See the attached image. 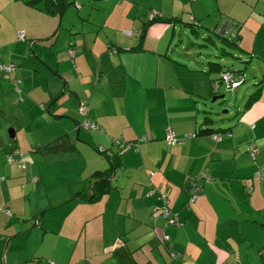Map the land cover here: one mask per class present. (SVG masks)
I'll return each mask as SVG.
<instances>
[{
  "label": "crops",
  "instance_id": "obj_1",
  "mask_svg": "<svg viewBox=\"0 0 264 264\" xmlns=\"http://www.w3.org/2000/svg\"><path fill=\"white\" fill-rule=\"evenodd\" d=\"M70 1L60 13H48L42 0H0V61L13 62L8 71L0 68V264H123L131 258L138 264H233L235 257L238 264H264V175L252 174L264 165V70L259 69L258 81H251L253 86L262 82L257 97L220 126L229 134L216 132L215 139L199 128H217L205 121L215 113L206 100L219 94L218 85L210 84L217 70L206 62L217 61L216 54L206 59L198 50L196 63L190 54L172 56L163 42L165 31L158 36L152 23L159 20L149 22L139 40L137 32L147 17L138 10L139 0H106L100 21H93L83 4L90 0ZM92 1L100 8L102 0ZM169 1L168 17H192L198 26H213L222 11L233 17L225 6L205 10L206 0H182L183 18ZM232 1L242 8L240 15L257 5V27H263L264 2ZM70 4L75 16L66 14ZM72 18L86 23L69 24ZM166 21L171 26L179 22ZM191 31L200 34L198 27ZM240 39L239 29L238 45ZM263 45L259 42L258 55ZM253 48L244 52L252 55ZM45 65L54 70L53 86L47 89L38 79L41 68L47 72ZM12 79L18 80L17 91ZM38 86L42 89L36 94ZM32 94L41 101L40 109L15 120L24 131L45 133L38 141L44 146L29 151L6 115H26ZM81 98L87 101L86 116L98 128L79 125ZM167 128L174 137L186 136L167 144ZM139 135L145 139L137 141ZM115 138L138 143L119 153ZM48 142L58 148H46ZM9 145L26 153L22 166L16 157L7 159ZM98 146L111 156L100 154ZM250 148L256 150L253 158ZM108 167L110 188L95 200L79 196L78 191L90 189L87 176ZM198 173L210 180L199 179L190 201L188 186ZM150 189L166 193L177 225L165 224L161 202L148 194ZM252 231L260 236L257 243Z\"/></svg>",
  "mask_w": 264,
  "mask_h": 264
},
{
  "label": "rangeland",
  "instance_id": "obj_2",
  "mask_svg": "<svg viewBox=\"0 0 264 264\" xmlns=\"http://www.w3.org/2000/svg\"><path fill=\"white\" fill-rule=\"evenodd\" d=\"M92 0H90L91 2ZM138 1V0H137ZM182 0H173L174 4H173V9L174 11L176 10L177 12H179L180 16H182L184 18V14L182 13V11H180L179 9V4L178 2H181ZM195 1V0H192ZM243 2L244 0H238ZM257 1V0H255ZM262 2H264L263 0H261ZM89 3H86L84 1V6L85 8H88V10L90 11L91 14V19L93 21H100L102 16L104 15V8L106 7V4L108 3V1L106 0H102V2H98L100 4V8H95L96 4L94 3L92 6ZM93 2V1H92ZM139 12H141V9L144 11L145 15L148 13L147 12H153V13H159V14H165L164 16L168 17L171 11V6H169L171 4V2L169 0H139ZM120 4V3H119ZM141 4V5H140ZM255 4V3H254ZM220 7H226L228 8V11L233 12L232 16L237 17V18H243V20H241V26L239 27L240 32L242 33V39H240L239 41V47L236 45H231L228 44L224 41H222L219 37H217L216 35H211L213 40L216 43V48H214L211 43L206 42L203 38L201 33L209 31L207 28H210V26L208 27L207 25H203V23H201L198 26V29L200 30V34L199 35H195L194 32H192L190 30V28L188 27V25L182 24V22H176L174 23L173 26V32L171 34V37L169 36L168 32H170V29L168 27V24H170V21H166V20H159V21H154L152 22L155 25V28L157 29L158 32V36L165 31V36L163 39V42L166 44V46H168V52L176 57V58H183V57H188L189 58V54L191 55V63H196V59L195 56L193 54H195L198 50H200L201 56L205 57L206 59H214L215 56L214 54L217 55V58L215 60L218 61L219 58H221V63L222 64H227L229 65L231 68H233L234 70H236L237 68L242 69V76H243V81L234 89H229L226 88L224 86V84L221 82H218L217 80V73L216 71H212L211 74L215 77V85H218L219 88V93H223V96L221 97H216L213 100H211V97H209V99L206 100V103H209L214 109L215 113L214 114H210L212 117L211 120V124L212 126H223L226 122L230 121L232 118H235L237 113L242 109L243 107V103L244 100L246 99L247 94L252 91L254 89V86L251 85V81L253 78H255V81H258L259 77H260V71L259 69L262 68L264 70V59L262 58V55H264V45L263 48L261 50V54L258 55V51H259V42H264V19H263V27H257L259 20L257 19L256 16L258 15L257 11H259V9H254L259 8L257 5H254L253 7H248L247 8V13L245 15H240L239 12H243L242 8H237L233 5V1L232 0H206L204 1V9H214L217 6ZM121 6V4H120ZM74 6H72V4H70L67 9H66V14H71L73 11ZM160 8V9H157ZM250 9V10H249ZM254 9V10H253ZM249 10V11H248ZM253 10V12H251ZM169 12V13H166ZM221 16H230L228 15L227 11H222L220 12ZM74 15V13H72ZM75 16V15H74ZM85 16V15H84ZM79 21L82 24H85L86 21L85 20H81V19H75L72 18V20L69 21V24H79ZM67 22V21H66ZM71 22V23H70ZM67 24V23H66ZM87 26V25H85ZM170 24V27H172ZM256 29H258V33H255ZM62 33H64V30H62ZM152 34L151 32H149V35ZM205 42V43H204ZM254 45V50H253V54L250 55L249 52H244V50H250L251 46ZM222 48L225 52H221ZM243 50V51H242ZM114 52V51H113ZM195 52V53H194ZM210 52L212 54H210ZM257 52V53H256ZM248 59V60H247ZM45 67L47 68V72H45L43 70V68H41V75L38 77L41 86L44 89H47V87L53 86L52 84V79L51 77L54 75V70L47 67L45 65ZM49 76V80L46 81L45 77ZM56 76V74H55ZM36 80V78H35ZM37 90H34V92H36V94L42 89L39 86L37 87ZM40 88V89H39ZM46 91V90H45ZM58 91V86L56 87V93ZM47 92V91H46ZM55 93V94H56ZM214 95V94H213ZM33 98L28 99L26 101V105L30 104V109L27 108V114L23 115L22 113H20V115L17 117L16 113H11V114H7L6 117L7 119L10 121L8 123V125L10 126H16L17 129H15V134L17 132L18 136L22 137V140L24 141V143L26 144V148H30L32 146L35 147L38 144L39 138L42 137L43 134H45L43 132V134L40 132V128H31L29 130V128H27L26 130L28 131H24L22 125L20 127L19 123L17 122V124L15 123V120H26L27 116L30 115V112L32 109H34L35 107L37 109H40L41 107V101L37 100L35 98V95L32 94ZM16 100H17V104L22 102V97L20 98L18 95H16ZM209 101V102H207ZM199 102H201V99H199L197 101V104H199ZM56 104L58 107H60L61 105L64 104L63 100H61V98L59 97V99L56 101ZM78 104V103H77ZM77 107V106H76ZM76 113L78 114V110L76 108ZM8 125L5 127V132L8 134ZM29 125V124H28ZM72 125H74L72 123ZM86 129V128H85ZM73 130V129H72ZM25 133V135H24ZM41 133V135H40ZM69 133H71V129L69 130ZM74 133V132H73ZM36 137H35V136ZM40 136V137H39ZM32 148L29 149V151L32 150ZM61 154V153H60ZM58 155V154H55ZM58 164H61V162H58ZM57 168H59V166H56ZM252 234L254 235V239L255 242L258 240V238H260L259 234H257L255 231H252ZM257 237V238H256ZM257 243V242H256ZM260 248V247H259ZM261 250H263L262 255L264 256V246H262L260 248ZM251 253V248H249V254ZM255 259V256H257V253H253L252 254ZM258 259V258H256ZM251 261V259H250ZM256 264H263V263H256Z\"/></svg>",
  "mask_w": 264,
  "mask_h": 264
},
{
  "label": "trees",
  "instance_id": "obj_3",
  "mask_svg": "<svg viewBox=\"0 0 264 264\" xmlns=\"http://www.w3.org/2000/svg\"><path fill=\"white\" fill-rule=\"evenodd\" d=\"M35 1H37V0H28V2H30V3H34ZM71 2L72 1H70V0H42V8H43L44 11H46L48 13H60L64 9V7L66 5H68L69 3H71ZM147 13H148V16L145 18V20H143L141 22L140 27H139V30L137 32L138 33V39L139 40L144 35V30H145L146 25L149 24V22H151L153 20H160V19H166L167 20V19H169V20H174V21H181L182 23L188 25L191 30H196V28L198 27L197 21L195 19H193L192 17L188 18L187 20H181L178 16L164 17L162 14L153 13L151 11L150 12H147ZM223 19L227 23H230V22L233 21L232 22V26H231V24L230 25L227 24L231 28V31L229 30L230 32H227L226 33L227 35H230L229 38H227V35L226 34H221L219 32L220 30L218 29V28H220L218 24ZM239 27H240V22L237 21L236 19H234L233 17H231V16H224V17L220 16L213 26H211L210 28H207L209 31H206V33L202 36V38L203 39H206L207 42L209 40V41L215 43V41L213 40V38L211 36V35L214 34L217 37H219L222 41H224V42H226L228 44H231V45H235V46L237 45L239 47V45H238V40H239ZM15 33H16V37L18 39H20V40L24 39L23 33H22V36L21 37H18L17 31ZM220 49H221V52H225L222 48H220ZM206 62H207V66H209L210 69L217 70V72H218V78L217 79L219 80V82H222V80L220 79V73L223 70H230L232 72L233 77H237L238 76V79H239L238 83L236 85H234V86H230L229 89H234L235 87H237L243 81L242 69H236V70H234V69H231L229 65L222 64V63H220L218 61H214V60H207ZM10 63H12V65H13V62L12 61H10ZM3 64H6V63L0 61V68L1 69H4L5 71H8V70H10V69L13 68V67H11L8 70H6V68L3 67ZM14 80H16V79H12V81H14ZM211 82H215V81L214 80H211ZM211 82H210V84L212 86V83ZM16 83L14 84V82H13V84H14V90L15 91H17V88H18L17 85H16ZM261 84H262L261 81L260 82H256V84L254 85V89L247 94L246 99L244 100L243 106H247L252 100H254L257 97V94H258V91L260 89V85ZM205 117H206L205 118V121L207 122L209 119H208L207 116H205ZM90 130H92V129H90ZM199 131L207 132L209 134H211L212 132H224L225 134H229V130L228 129L223 128V127H219L218 128V126H217V128H212L210 126H204V127L199 128ZM181 141H183V140H181ZM131 142L134 143V145H137V143H138V142H135V141H131ZM41 145L44 146V144L38 143L34 147L35 150L39 149L38 147H40ZM45 146H47L46 148H49L50 150H54V149H57L58 148L57 147V144L50 143V142L46 143ZM68 147L70 149H72L71 145H69ZM95 148H96V150H98V152H100V154H102L106 158L110 157L111 154H112V152H111L110 155H107L105 153V150H108V149H105L103 147H101L102 150H100L98 147H95ZM13 149H16V147H11L9 145L7 151H12ZM254 152H256V150ZM254 152H253V155L250 156V157L253 158ZM256 169L262 170L263 171L262 172L263 174L261 176L260 175L256 176L253 173L252 174L254 176L258 177V178H262L263 175H264V165L263 166H260V167H258ZM256 169H254V171ZM110 174H111V172L109 170V167L108 168H104V169H95L94 171H92V173L87 176V180H88L89 188H90L89 191L83 192V193H80L78 191L79 196L85 198L86 200H95L96 198H98L102 193L106 192L110 188V182L108 180V176ZM199 175H200V173L194 175L193 179L190 182V183H192L194 181V183H195V187H194L195 188L194 189L195 196L190 201H193L196 198V191L200 188V184L201 183L199 182V179H203V178L202 177H199ZM190 183H189L188 189L191 188ZM148 192H150L148 194H151L152 193L153 196H156L160 200V198L158 197V192H153V191H151V189ZM164 194L166 196V193H164ZM189 194H190V191H189ZM160 202H161V204L159 206V215L165 220L164 221L165 224L177 225V223H179L178 216H177L176 223L173 224V223H168L167 222L168 221L167 217H164L161 214V210H162V208L164 206L170 210V213L171 212L176 213L175 211H173V210H171L169 208V206L167 204V202H168L167 197H166V202L165 203H163L161 200H160ZM167 240L163 239L162 237H160V239H159V241L161 243H167ZM168 253H169L170 256H172V253L171 252H168ZM49 262L52 263L53 261L52 260H49ZM123 264H138V262L131 258L129 261H127V262H125ZM233 264H238V259L236 257L234 258Z\"/></svg>",
  "mask_w": 264,
  "mask_h": 264
},
{
  "label": "built area",
  "instance_id": "obj_4",
  "mask_svg": "<svg viewBox=\"0 0 264 264\" xmlns=\"http://www.w3.org/2000/svg\"><path fill=\"white\" fill-rule=\"evenodd\" d=\"M232 22L227 23L224 19L221 20L219 22V24H218L219 27H220V28H218L220 30L219 32L221 34H226L227 32H230L231 28L229 27V25L231 24V26H232ZM227 24H229V25H227ZM17 35H18V37H21L22 36V32L18 31ZM229 37H230V35H227V38H229ZM3 67L6 68V70H8L9 68L13 67V65H12V63L7 62L6 64H3ZM220 79L222 80V82L224 83V86L226 88H229L230 86L236 85L238 83V81H239L238 76L237 77H233L232 72L230 70H223L220 73ZM13 82L15 84L17 82V80H14ZM211 83H212V85L214 84V82H211ZM77 110H78V113L80 115L79 125L83 126L87 130L98 128V124L95 121L89 119L86 116V113H87V101H86V99L81 98V99L78 100ZM185 136L186 135L181 136V137H174L172 135L170 129H168V128L166 129L165 139H166L167 144L174 143V142H179V141L183 140V138ZM211 136L213 138H215V139H218V137H219V135L216 134V132H212ZM143 139H145V135H139L136 138V140H139V141L143 140ZM114 142L118 145L119 153L122 152L123 150H125L126 148H128L129 146H131L133 144L131 141H122L119 138H115ZM98 148L100 150H102L101 146H98ZM253 152H254V150L252 148H250L249 151H248L250 156L253 155ZM105 153L107 155H110L111 151L110 150H105ZM25 154L26 153H24L22 151H19L18 148L13 149L12 151H6L7 159L10 161V160H13L14 157H16L17 163H18L19 166L23 165L22 164V160H23ZM262 172H263L262 170L256 169L253 172V174L256 175V176H258V175L261 176L263 174ZM199 177H202L204 180H210V178L206 175V173H200ZM190 186H191V188L188 189L190 191L189 200H191L195 196V194H194V189H195L194 188L195 187L194 181L192 183H190ZM158 197L160 198V200L163 203L166 202V196H165L164 192L158 191ZM161 214L164 217H167V219H168L167 222L168 223H173V224L176 223L177 214L174 213V212L170 213V210L168 208H166L165 206L162 208Z\"/></svg>",
  "mask_w": 264,
  "mask_h": 264
},
{
  "label": "water",
  "instance_id": "obj_5",
  "mask_svg": "<svg viewBox=\"0 0 264 264\" xmlns=\"http://www.w3.org/2000/svg\"><path fill=\"white\" fill-rule=\"evenodd\" d=\"M221 96H223V93H219V94L213 95V96L211 97V100H213V99L216 98V97H221ZM208 121H211V119L209 118Z\"/></svg>",
  "mask_w": 264,
  "mask_h": 264
}]
</instances>
